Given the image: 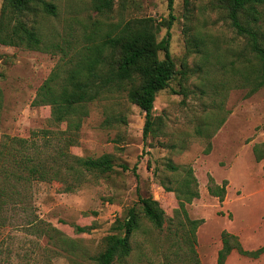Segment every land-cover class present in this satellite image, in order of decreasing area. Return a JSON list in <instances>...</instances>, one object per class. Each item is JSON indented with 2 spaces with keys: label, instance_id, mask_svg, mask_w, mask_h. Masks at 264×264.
I'll return each instance as SVG.
<instances>
[{
  "label": "rangeland",
  "instance_id": "374dc122",
  "mask_svg": "<svg viewBox=\"0 0 264 264\" xmlns=\"http://www.w3.org/2000/svg\"><path fill=\"white\" fill-rule=\"evenodd\" d=\"M46 1L56 6V15L35 19L47 51L0 46V144L29 140L23 151L31 156L35 140L49 160L62 148L60 137L68 136L64 125L49 122L48 106L33 105L52 70L62 71L84 35L99 38L134 19L166 20L169 11L167 0H112L103 14L91 0ZM259 10L264 46V6ZM171 13L169 52L177 72L185 64L186 79L178 74L157 93L153 135L143 138L144 113L126 93H113L84 106L69 147L81 158L109 156L111 173L87 174L71 193L61 182L6 183L1 173L0 264H94L90 258L103 250L114 222L125 218L138 195L157 200L167 221L158 231L139 216L131 253L115 264H189V233L173 192L182 174L170 172L169 164L190 166L197 180L199 196L185 212L190 220H203L193 247L201 264H216L223 231L236 235L245 250L264 246V160L255 162L252 155L253 145H264V88L247 96L249 90L240 87L239 72L250 60L246 40L217 0H173ZM164 34L162 27L157 40ZM57 170L64 173V167ZM209 177L216 185L226 182L221 202L208 192ZM75 227L88 231L76 233ZM225 264H264V256L251 260L232 252Z\"/></svg>",
  "mask_w": 264,
  "mask_h": 264
},
{
  "label": "trees",
  "instance_id": "16d2710c",
  "mask_svg": "<svg viewBox=\"0 0 264 264\" xmlns=\"http://www.w3.org/2000/svg\"><path fill=\"white\" fill-rule=\"evenodd\" d=\"M167 3L169 14L166 20L134 19L99 38L86 34L74 56L66 60L62 71L59 67L52 70L38 88L33 105L48 106L49 122L56 127L64 125V133H68V136L60 137L62 148H58L55 153L57 157L49 160L48 156L35 148V140L30 143L34 149L31 156L23 151L29 146V140L10 138L0 144V174L5 173L6 183L61 182L64 191L71 193L84 183L87 174L111 173L115 166L109 156L81 158L69 151L73 144L72 136L79 130L84 106L109 94L125 92L128 101L144 113L143 138L153 135L157 128L156 118L153 116L157 93L168 89L170 82L178 74L181 79H186L185 64L177 72L169 52L170 28L174 21L171 13L173 0H167ZM91 4L96 13L103 14L111 10L113 2L91 0ZM217 5L226 13L236 35L246 40L250 60H246V66L242 67L239 74L240 87L248 89L246 95L250 96L264 88V46L258 30L261 17L259 8L264 6V0H217ZM39 15L55 16L56 6L46 0H3L0 9V46L47 51L35 19ZM162 27L165 28V34L158 41L157 35ZM159 54L163 55L162 59ZM1 96L0 91V108ZM209 149L208 145L206 153ZM252 155L255 162L264 160V145H253ZM60 167H64V173L57 170ZM121 168L126 170L125 166ZM167 169L172 173L182 174L178 186L173 190L177 200L176 212L184 215L181 216L180 223L187 227L189 233V264H201L193 247L196 229L203 220H190L185 212V205L199 196L197 180L190 166L169 164ZM225 186V181L216 185L211 177L208 178V192L220 202L225 195ZM163 189L171 192L166 186ZM136 207H139V212ZM139 216L158 231L163 230L167 221L157 200L138 195L136 204L127 210L125 218L114 222L112 230L115 233L104 238L103 250L90 260L94 264H115L126 259L131 253L130 238L140 226ZM177 217L173 216L171 219ZM87 231L88 228L75 227L76 233ZM220 243L216 264H225L232 252L251 260L264 256V246L245 250L238 237L226 231L221 233ZM172 255L179 258L178 252H173Z\"/></svg>",
  "mask_w": 264,
  "mask_h": 264
}]
</instances>
